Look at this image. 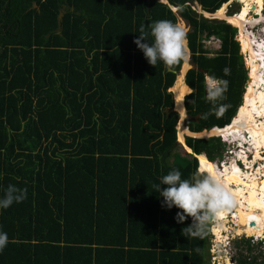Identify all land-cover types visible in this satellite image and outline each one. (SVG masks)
Returning a JSON list of instances; mask_svg holds the SVG:
<instances>
[{
    "label": "trees",
    "instance_id": "1",
    "mask_svg": "<svg viewBox=\"0 0 264 264\" xmlns=\"http://www.w3.org/2000/svg\"><path fill=\"white\" fill-rule=\"evenodd\" d=\"M145 1L0 0V264H205L196 159L177 144L159 160L178 120L163 110L180 49L154 37L177 35L168 5L189 27L190 132L230 124L242 59L234 29L189 5L228 0ZM202 35L220 42L211 57ZM184 144L209 161L223 150L214 137ZM232 242L235 264H264L263 242Z\"/></svg>",
    "mask_w": 264,
    "mask_h": 264
},
{
    "label": "bare ground",
    "instance_id": "2",
    "mask_svg": "<svg viewBox=\"0 0 264 264\" xmlns=\"http://www.w3.org/2000/svg\"><path fill=\"white\" fill-rule=\"evenodd\" d=\"M160 1L162 2V0ZM237 1L241 3V11L239 13L224 18L226 15L224 14L225 6L223 5L213 14V17L236 25L240 30L242 49L245 52L244 53L241 49V52L243 53L242 55L246 56L247 54L250 58H255V62L251 66H249L248 63L250 72L246 87L244 88L245 91L242 96V103L230 124L223 129H212L208 132L202 131L201 133H190L182 125H177L178 129L176 127L177 138L178 140L180 138V143H183L181 141H183L184 135L199 138L203 136L208 137L210 135H220L223 138H230L232 142L236 141V145L233 144L232 146L234 148L237 146V149H240L235 152V157H237L243 166H245L243 169L237 165V160L234 158H231L228 163L219 165L207 161L202 154L197 156L198 172L207 174L212 181L211 199L209 207L207 203L210 196L206 199V206L210 208L213 213L211 231L216 241L221 239L224 230H226L225 223L227 215H231L230 219L236 227H239L240 221H245L252 213L264 217V172L261 169L262 167L258 166V168H255L254 166L256 162L264 161V44L256 45L254 42L255 38L248 31L250 26L263 20L264 16L263 11L261 10L262 0ZM252 4H255L257 7L254 13V15L258 16L257 20L248 19L249 9L252 7ZM180 38L183 39L182 34L177 38V43H179L178 41ZM235 39L237 40V33ZM240 39L239 46L241 47ZM253 46H256L257 52L252 50ZM181 47H183V45ZM258 58L259 63L256 62ZM244 64L247 69L245 59ZM182 66L183 75L187 68V57L185 58V61H183ZM180 74L181 71L178 75ZM181 87L183 88L180 93L179 89ZM170 91L173 95V109L175 110L176 108V110H178L183 116L182 98L189 92L183 85L182 77L179 78L176 83L175 95L174 90L170 89ZM245 145L246 147H244ZM247 152H251L252 154V160L250 162L247 161L245 156ZM213 227H216L214 231Z\"/></svg>",
    "mask_w": 264,
    "mask_h": 264
},
{
    "label": "rangeland",
    "instance_id": "3",
    "mask_svg": "<svg viewBox=\"0 0 264 264\" xmlns=\"http://www.w3.org/2000/svg\"><path fill=\"white\" fill-rule=\"evenodd\" d=\"M190 5H192V9L195 11V13H196V15L197 16H200V17H202L201 15H199V11H198V7L194 4V2H191V3H189ZM241 4V3H240ZM226 5H227V3H226ZM230 6L231 7H227V9H226V11L228 10V13H230V12H233V11H236L238 8L237 7H239V5L238 6H236V5H234V4H230ZM256 6H255V4H252V7L249 9V15H248V19H255V20H257V18H258V16L257 15H254V13H255V10H256ZM225 10V9H224ZM241 11V6H240V8H239V10L237 11V13H239ZM253 15V16H252ZM224 18H227V16H225ZM223 18V19H224ZM176 26H177V29L179 30L180 29V31H179V35L180 34H182V31H183V33L185 32V30H187L188 29V26L186 25V22H183V23H181V22H179L178 21V16L176 17ZM264 20V19H263ZM263 20H261L260 22H257V23H255V25H257L258 23V25L257 26H254V25H252V26H250V29H252V31H253V33L256 35H254V37H257V33H259L260 31H262L263 30V28H264V22H263ZM185 23V26H184V29H183V27H182V24H184ZM229 23V22H228ZM230 24V23H229ZM231 25V24H230ZM179 26V27H178ZM232 26V25H231ZM236 28H237V40L235 39V37H233V41L234 42H236V41H238V44H239V39H240V30L238 29V27L236 26V25H234ZM234 26H232V27H234ZM260 28V29H259ZM188 31H189V29H188ZM178 33V32H177ZM188 33V32H187ZM177 38V37H176ZM180 41H181V38L179 39ZM176 42V46H178V47H180V45H181V43L179 42V43H177V41H174V43ZM240 42H241V39H240ZM174 43H173V45H174ZM240 45V44H239ZM182 46V45H181ZM207 48L208 49H213L214 50V48L216 49L217 48V46L215 45L214 46V48L213 47H211V45H207ZM181 49H183V47L181 48L180 47V50ZM241 49H242V42H241V47L239 46V50H240V52H241ZM183 51L185 52L186 50H184L183 49ZM209 51V50H208ZM242 51H243V49H242ZM187 52V51H186ZM185 52V55L182 53V51H181V54H182V60L184 61L185 60V58L187 57L188 58V54ZM209 52H211V51H209ZM244 52V51H243ZM245 53V52H244ZM213 54V53H212ZM241 54H243L242 52H241ZM243 58L245 59V62H247V68H248V62H250L249 63V66H251L254 62H255V58L253 57V58H250L247 54H246V56L245 55H243L242 56V62H243V68L245 69V67H244V60H243ZM248 58L250 59V61H248ZM264 60V59H263ZM182 61V62H183ZM185 63V62H184ZM188 64H190V63H188ZM183 66H184V64H183ZM183 66H182V69L180 70L181 71V74L180 75H176L175 76V78H174V84H173V86L170 88L171 90H174V95H175V87H176V83H177V81L179 80V78H181L182 77V79H184V74L182 75V70H183ZM181 67V66H180ZM188 67L189 66H187V68L185 69V71L188 69ZM246 71L248 72V75H249V72H250V67L248 68V69H246ZM184 84V83H183ZM211 84V83H210ZM211 86H212V84H211ZM184 87L188 90V88L184 85ZM182 88L183 87H181L180 89H179V92L181 93L182 92ZM245 91V90H244ZM243 91V92H244ZM189 92V91H188ZM173 96V95H172ZM242 96H243V94H242ZM175 98V97H174ZM241 103H242V97H241ZM173 104H174V102H173ZM175 110H176V108H175ZM177 111V115L179 114V120L177 121V125H181L180 123H184V118H185V115H181V113H179V111L178 110H176ZM182 117H183V120H181L182 119ZM180 122V123H179ZM179 123V124H178ZM185 125V124H184ZM177 127V129H178V126H176ZM176 136H177V134H176ZM178 136H179V133H178ZM210 136H212V135H210ZM204 138L205 137H207V136H203ZM209 137V136H208ZM179 140H180V138H179ZM178 140V141H179ZM181 142H183L184 143V141H181ZM221 143V142H220ZM232 143V141H231V139H230V142H229V144H231ZM222 144V143H221ZM233 145V144H232ZM224 146V145H222V152H221V155L219 156V157H215L214 158V160H213V162L215 163V164H219L221 161V163L223 164V163H228L229 161H230V159L231 158H234L235 160H239L237 157H233V155L234 156H236V154H235V152H233L232 153V155L231 154H227L226 152L228 151L227 149H231V150H235V149H237V147L236 148H234L233 146ZM182 149H183V153L181 154V156H183V155H185V154H190V153H188V151L189 150H185L183 147H182ZM240 150V149H239ZM238 150V151H239ZM247 153H250V155L249 154H245V156H246V158H247V161H251L252 160V154H251V152H247ZM251 157V158H250ZM240 161V160H239ZM221 164V165H222ZM243 165V164H242ZM254 166H255V168H258V166H260V167H262L261 169L263 170V172H264V161H259V162H256L255 164H254ZM243 168H245V166L243 167ZM242 168V169H243ZM245 170V169H244ZM207 177H208V175L207 174H205ZM209 178V177H208ZM200 180H201V183H200V189H201V193H200V200L203 202V204L206 206V199H208V197L210 196V194H211V191H212V181H211V179L209 178V181L211 182V185H210V183H209V181L205 178V176L204 175H202L201 176V178H200ZM199 180V181H200ZM210 199H211V196L209 197V201H208V203H207V205H208V207H209V203H210ZM231 216V215H230ZM230 216H228L227 215V219H226V223H225V228H226V230H224V233L222 234L223 236H221V239L219 240V241H216V239H215V237L213 236V234H212V224L210 223V225H209V229H208V231H209V233H208V235H209V238H208V241L206 242V244H205V251H204V263L205 264H235L234 262H233V260H232V255H233V246H234V244L232 243V240H238V239H240V238H244V239H246V238H248V237H251V236H254V234H256V233H259V232H263L264 233V217L263 216H261V215H258V214H256V213H252V214H250V216H248V219H246L245 221L244 220H241L240 221V226L239 227H236L235 226V224L232 222V220L230 219ZM257 219H259V220H257ZM216 229V227H213V231ZM263 233H262V235L260 236V237H258V238H260V239H263L264 238V235H263ZM220 234H221V232H220ZM225 235V236H224ZM225 237V238H224ZM222 239H224V240H222ZM252 241L253 242H256V240H255V238L253 239L252 238ZM258 241V240H257ZM262 241H264V240H262ZM257 252V251H256ZM256 252H254V253H256ZM258 260H262L263 261V263H264V254L261 256H259L258 257ZM226 261V262H225Z\"/></svg>",
    "mask_w": 264,
    "mask_h": 264
},
{
    "label": "clouds",
    "instance_id": "4",
    "mask_svg": "<svg viewBox=\"0 0 264 264\" xmlns=\"http://www.w3.org/2000/svg\"><path fill=\"white\" fill-rule=\"evenodd\" d=\"M159 3H162V4H166L167 5V1L166 0H162V2L160 1V0H157ZM165 1V3H163ZM226 3H227V5H226ZM226 3H223V4H221L220 5V7L221 6H225V10H224V14L226 15V16H233V15H235L236 13H237V11L239 10V8H240V3H239V1H237V0H228ZM194 4L198 7V11L200 12V11H202L201 10V8H200V6L196 3V2H194ZM230 4H234V5H236V6H238L239 5V7H237L238 9L236 10V11H233V12H230V13H228V10L226 11V9H227V7L229 8V7H231L230 6ZM190 5V4H189ZM191 6V8H192V5H190ZM168 7H169V9L174 13V15L177 17L178 15L176 14V12H177V10H178V7H172V6H169L168 5ZM219 7V8H220ZM218 8V9H219ZM172 9H174V10H172ZM217 9V10H218ZM193 10V9H192ZM216 10V11H217ZM261 10L263 11V16H264V0H262V5H261ZM194 11V10H193ZM215 11V12H216ZM195 12V11H194ZM202 12H204V11H202ZM215 12H213V13H208V14H214ZM206 13V12H205ZM200 15V14H199ZM253 16V15H252ZM203 18V17H202ZM206 20H209V19H206ZM212 20H216V21H222V22H224L225 24H227V25H229L231 28H233L234 29V36L233 37H235L236 36V28L235 27H232L230 24H228L225 20H222V19H212ZM177 21V20H176ZM178 21L179 22H181V23H183V22H185V21H183L179 16H178ZM262 22V21H261ZM260 22V23H261ZM263 22H264V20H263ZM259 24V23H258ZM257 24V25H258ZM187 25V24H186ZM257 25H254V26H257ZM175 26H176V23H175ZM184 26H185V23L184 24H182V27H183V29H184ZM188 26V25H187ZM179 27V26H178ZM176 28H177V26H176ZM188 29H189V27H188ZM188 29L187 30H185V32L184 33H182V38L184 39V41H185V48H186V51H187V54H188V58H187V64L188 63H190V64H188V69L184 72V78H185V75H186V72L189 70V69H191V68H193V65H192V63H191V60H190V52H189V49H188V47H187V39H186V34H187V32H188ZM260 29V28H259ZM179 31H180V29L178 30L177 29V35H176V37L178 38L179 37ZM250 33H251V35H253V37H254V33H253V31H252V29H250L249 28V30H248ZM256 36V35H255ZM154 37H155V35H154ZM165 37V36H164ZM173 38L172 40L173 41H177V38ZM255 38V40H254V42H255V44L256 45H263L264 44V28H263V30L262 31H260L259 33H257V37H254ZM156 39V38H155ZM200 43H201V45H202V48L204 49V50H206L208 53L206 54V56L207 57H211V56H213V54H214V52H216L217 50H219V48H220V42L215 38V37H212V36H210V37H207V38H205L204 37V35H202L201 36V40H200ZM236 43V45H237V47H238V52H239V55L241 56V58H242V54H241V52H240V50H239V44H238V42L236 41L235 42ZM176 44V42L174 43V45ZM207 45H211V47H213L214 48V46L216 45L217 46V48L215 49L214 48V50L213 49H208L207 48ZM178 47V46H177ZM180 47H181V45H180ZM180 47H179V49H180ZM182 48V47H181ZM211 51V52H209V51ZM253 51H255V52H257V48H256V46H253V49H252ZM181 51H182V53L185 55V52L183 51V49H181L180 50V54H181ZM213 53V54H212ZM243 60H244V58H243ZM183 60H182V54H181V64H180V66H182V62ZM256 62L257 63H259V58L256 60ZM242 64H243V62H242ZM244 67H245V65H244ZM180 69H181V67L179 68V70L178 71H173V72H175L174 73V78H175V76L180 72ZM244 69V68H243ZM167 70V72H171L172 73V71L169 69V68H167L166 69ZM244 74H245V81H244V84H246L247 82H246V78H247V75H246V67H245V69H244ZM263 74H264V72H263ZM183 82H184V84H185V80L183 79ZM173 83H174V80H173ZM172 83V84H173ZM203 83H204V86H205V89L206 90H212L213 88H215V87H217V85H218V81L217 80H212V79H210L209 77H207V76H205L204 77V79H203ZM212 84V86H211V84ZM244 84H243V86H244ZM186 85V84H185ZM172 86V85H171ZM170 86V87H171ZM187 86V85H186ZM170 87L167 89V92L168 93H170L171 94V100H172V107H173V96H172V93H171V91H170ZM187 88L189 89V93H191L192 92V90L187 86ZM243 89V91H244V87L242 88ZM188 93V94H189ZM243 93V92H242ZM188 94H186V95H188ZM185 95V96H186ZM184 96V97H185ZM242 96V95H241ZM184 97L182 98V106H183V112H184V114L183 115H185V118H184V123H185V126H183L188 132H190L189 131V129L187 128V125H186V119H187V115H186V110H185V108H184V103H183V99H184ZM240 102H241V98H240ZM240 105V104H239ZM172 109V108H171ZM167 110H169V109H167ZM173 112V111H172ZM175 113H177V112H175ZM178 120H179V114H178ZM177 120V121H178ZM232 121V119L230 120V122ZM229 122V123H230ZM176 126H177V123L175 124V127H174V129L176 128ZM225 127V126H224ZM224 127H222V129L224 128ZM212 129H218V130H220L221 128H217V127H213V128H211V129H209V130H212ZM203 131H208V130H203ZM190 133H192V132H190ZM199 133V132H198ZM175 134H176V130H175ZM185 136V135H184ZM183 136V141H184V139L186 138V136L184 137ZM210 137H214V138H217L218 139V141L219 142H221L220 144L221 145H224V146H231L232 144H234V145H236V141H234V142H232L231 144H229V142H230V138H223V137H221L220 135H214V136H209V137H206V138H210ZM187 138H196V137H187ZM198 139H200V138H198ZM203 139H205V138H203ZM181 146V145H180ZM182 147V146H181ZM237 147V146H236ZM244 147H246V145L244 146ZM228 151L226 152L227 154H231L232 155V153L233 152H237L239 149H235V150H231L230 148L229 149H227ZM192 152V151H191ZM193 153V152H192ZM194 154V153H193ZM246 154H249L250 155V153H246ZM191 155V154H190ZM195 155V154H194ZM200 155V154H199ZM202 155H204V154H202ZM197 156L198 155H195V156H193L195 159H196V167H195V172H197L198 174H200L201 176L202 175H204L205 176V178L209 181V178L205 175V174H203V173H201V172H198V161H197ZM247 156V155H246ZM205 157V156H204ZM233 157H235L234 155H233ZM205 159L207 160V161H209L206 157H205ZM209 162H213V161H209ZM222 162V161H221ZM219 163V165L220 164H222V163ZM214 163V162H213ZM237 165L240 167V168H243L244 166L242 165V163L239 161V160H237ZM201 176H200V178H201ZM200 180V179H199ZM209 183H210V185H211V182L209 181ZM205 206V205H204ZM205 208H208L207 206H205ZM211 223V222H210ZM210 223H208L209 225H210ZM263 235H264V233H263ZM248 238H251V240H252V238L254 239L255 238V240L257 241H261V242H263L264 243V241H262V240H264V238L263 239H260V238H256V237H253V236H251V237H248ZM232 241H234V240H232ZM233 243V242H232ZM263 254H264V252H263Z\"/></svg>",
    "mask_w": 264,
    "mask_h": 264
},
{
    "label": "water",
    "instance_id": "5",
    "mask_svg": "<svg viewBox=\"0 0 264 264\" xmlns=\"http://www.w3.org/2000/svg\"><path fill=\"white\" fill-rule=\"evenodd\" d=\"M163 3H165V1L163 2ZM148 5H149V0H146L145 1V8H146V10H147V7H148ZM33 7H35L34 6V4L32 5ZM199 14L204 18V19H209V20H212V19H215V17H213L214 15L213 14H208V13H205V12H202V11H200L199 12ZM155 38L157 39V40H159V41H162V42H164L166 45H170V44H173L174 43V41L171 39V38H168V37H164V36H161V35H155ZM172 73L174 74L175 72H173L172 71ZM244 88L246 87V84H244V86H243ZM176 112L174 109H173V107H172V109H169V110H167V109H165V110H163V113L165 114V115H167V114H169L170 112ZM198 117H199V114H197V115H195L192 119H193V121L196 123L197 122V119H198ZM183 120V119H182ZM185 123H183L182 124V126H185L184 125ZM175 130H176V134H177V129L175 128ZM186 137H190V136H187V135H185ZM184 136V137H185ZM196 138H199V137H196ZM204 137H200V139H203ZM206 138V137H205ZM181 145L186 151L187 150H189L188 151V153H190L192 156H195L192 152H191V150L184 144V143H180L179 141H178V138H177V136H176V140H175V142L172 144V145H170L164 152H162L161 153V155H160V162L163 164L164 163V159L167 157V155L169 154V152H171V150L172 149H174V147L176 146V145ZM200 174H198L197 172H195V174H194V176H193V179H194V181H195V183L197 184L198 182H199V179H200ZM213 213H212V210L210 209V208H205V219H206V222L207 223H210L211 222V220H212V215Z\"/></svg>",
    "mask_w": 264,
    "mask_h": 264
},
{
    "label": "crops",
    "instance_id": "6",
    "mask_svg": "<svg viewBox=\"0 0 264 264\" xmlns=\"http://www.w3.org/2000/svg\"><path fill=\"white\" fill-rule=\"evenodd\" d=\"M33 7V6H32ZM34 8V7H33ZM179 42L183 45V48H184V50H185V41L183 40V39H181V41L179 40ZM188 91H189V89H188ZM181 125H182V123H181Z\"/></svg>",
    "mask_w": 264,
    "mask_h": 264
},
{
    "label": "flooded vegetation",
    "instance_id": "7",
    "mask_svg": "<svg viewBox=\"0 0 264 264\" xmlns=\"http://www.w3.org/2000/svg\"><path fill=\"white\" fill-rule=\"evenodd\" d=\"M186 52V51H185ZM185 61V60H184ZM187 66H188V64H187ZM184 83V82H183ZM183 85H185V84H183ZM186 86V85H185ZM182 119H183V117H182Z\"/></svg>",
    "mask_w": 264,
    "mask_h": 264
}]
</instances>
